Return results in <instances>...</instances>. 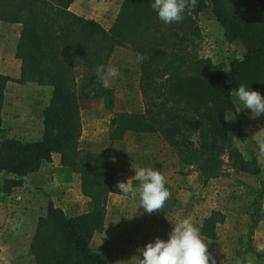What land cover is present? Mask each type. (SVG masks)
<instances>
[{
    "label": "trees",
    "instance_id": "1",
    "mask_svg": "<svg viewBox=\"0 0 264 264\" xmlns=\"http://www.w3.org/2000/svg\"><path fill=\"white\" fill-rule=\"evenodd\" d=\"M76 0H0V22L23 26L16 57L21 76L0 75V209L4 196L20 189L23 178L43 163L60 156V165L77 174L81 192L92 211L68 217L49 203L38 219L30 245L35 264H110L92 249L96 233L104 230L109 195L116 169L110 154L79 149L81 107L79 95L98 78L96 70L117 47L141 58L140 93L143 113H118L111 120L109 140L121 142L131 134H158L186 166L196 167L204 184L229 170L259 177L256 158L247 159L229 131L228 118L238 116L233 94L246 84L264 96V0H210L225 40L237 52L230 67L195 54L201 39L199 16L206 0H196L180 22L165 24L151 8L152 0H123L110 30L70 10ZM190 3V0H189ZM74 65L95 69L81 90ZM9 82L38 84L52 89L43 109L40 141L8 137L2 111ZM4 175L12 178H2ZM135 181V185H138ZM219 213L204 220L201 236L215 240ZM1 246V242H0Z\"/></svg>",
    "mask_w": 264,
    "mask_h": 264
},
{
    "label": "rangeland",
    "instance_id": "2",
    "mask_svg": "<svg viewBox=\"0 0 264 264\" xmlns=\"http://www.w3.org/2000/svg\"><path fill=\"white\" fill-rule=\"evenodd\" d=\"M206 1L207 10L199 16L202 36L195 43L194 52L200 58L230 67L238 54L225 40L224 31L214 18L211 1ZM122 2L123 0L121 3L120 0H82V4L75 9L84 14L82 17L99 18L107 29L119 12ZM140 62V56L134 51L115 48L107 65L118 67L120 75L110 78L108 87H104L97 78L87 90L88 99L79 95V149L96 154H110V164L116 169L113 188L118 189V182H127L131 178L130 183L135 188V170L152 168L164 176L170 196L162 209L149 214L142 207L139 208L138 194L135 197L113 195L114 201L110 205L106 228L94 235L92 249L102 254L110 264H139L138 249L156 238L167 240L177 222L188 218L201 230L204 220L216 212L219 213L217 239L206 244L217 264H264V114L253 116L251 110L245 109L238 102L236 93L233 94L238 116L228 118L229 131L243 155L247 159H257L261 175L254 177L229 170L227 174L204 184L200 171L196 167L184 165L178 154L158 134L129 133L121 142H110L109 128L115 114L144 112L140 93ZM74 67L76 86L81 90L93 76L95 69L84 65ZM32 94V90H27L23 95L22 102L18 103L20 112L32 109L35 102L44 107L51 98L52 89L41 87L39 101L37 95ZM56 176L62 188L75 182V176L69 169L59 168ZM76 176L80 179L79 175ZM7 196L14 197L16 203L21 201L17 190ZM72 203L77 209L73 208L70 214H66L68 217L79 213L78 216L88 214L93 209L86 197ZM248 246L255 248L260 260L243 255L244 248ZM0 264H3L1 260Z\"/></svg>",
    "mask_w": 264,
    "mask_h": 264
},
{
    "label": "crops",
    "instance_id": "3",
    "mask_svg": "<svg viewBox=\"0 0 264 264\" xmlns=\"http://www.w3.org/2000/svg\"><path fill=\"white\" fill-rule=\"evenodd\" d=\"M79 4H82V0H76L71 5L70 10L79 16H84L83 13H79L75 9ZM118 13L115 14L112 23L106 27V30L111 28ZM91 19L101 24L99 18L92 17ZM101 25L103 26V23ZM22 31L23 26L20 24L12 25L0 22V75L12 79L20 78L22 62L17 59L16 52ZM36 85L38 84L27 83L21 85L14 82L7 84L5 89V103L2 111V122L3 127L9 131V138L24 142H36L43 138V109L47 104L43 107L39 103L37 105L35 102V104L33 103V108L25 112L22 110L20 112L18 108V103L22 102L21 98L27 90H32V95H37L39 101L41 87L43 86L38 85L40 87H34ZM59 168H63L60 165V157L54 156L52 163H43L38 172L29 174L23 178V185L17 190V196L21 198V201H17L16 203L12 196L3 197L0 209V260L3 264H21L22 262L35 264L34 258L30 256V245L37 228L38 219L47 214L49 203L53 202L65 214H70L73 208L77 209V206L72 201L76 202L84 199L81 192V181L76 174H73L75 176L74 183L66 184L64 188L61 187L56 176ZM2 178H12V176L4 175ZM115 194L112 193L109 195L106 220L110 216L109 209L111 202L114 201L112 196ZM79 214L71 217L78 216ZM202 238L205 243L215 242L217 239L209 240L204 237ZM243 255L249 258L253 256L256 258V261L260 260L255 248L252 246L244 248Z\"/></svg>",
    "mask_w": 264,
    "mask_h": 264
},
{
    "label": "clouds",
    "instance_id": "4",
    "mask_svg": "<svg viewBox=\"0 0 264 264\" xmlns=\"http://www.w3.org/2000/svg\"><path fill=\"white\" fill-rule=\"evenodd\" d=\"M196 0H152L151 8L158 19L165 24L180 22L186 9L194 8ZM120 75L119 68L114 65H101L96 70V76L104 87L109 86L110 78ZM238 102L245 109L251 110L253 116L264 114V96L252 90L246 84H241L236 90ZM129 179L117 184L119 192L125 196H139L140 206L146 213L162 209L170 196L165 186V178L159 171L152 168L135 170L134 179L138 185L133 187ZM139 264H217L208 252V245L201 237L200 231L188 218L182 219L173 226L167 240L156 238L141 249H138Z\"/></svg>",
    "mask_w": 264,
    "mask_h": 264
}]
</instances>
